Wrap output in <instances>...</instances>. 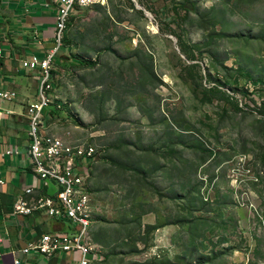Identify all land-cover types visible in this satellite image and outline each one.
<instances>
[{"label": "rangeland", "instance_id": "rangeland-1", "mask_svg": "<svg viewBox=\"0 0 264 264\" xmlns=\"http://www.w3.org/2000/svg\"><path fill=\"white\" fill-rule=\"evenodd\" d=\"M138 2L70 16L48 90L98 149L94 264H264V0Z\"/></svg>", "mask_w": 264, "mask_h": 264}, {"label": "crops", "instance_id": "crops-1", "mask_svg": "<svg viewBox=\"0 0 264 264\" xmlns=\"http://www.w3.org/2000/svg\"><path fill=\"white\" fill-rule=\"evenodd\" d=\"M57 13V0H0V46L3 48L0 82L6 87L14 88L18 93L16 100L4 104V118L0 121V151H6L10 146L19 150L17 154L0 159V179L4 180L0 184V264H14L16 258H20L24 264H75L80 258L78 251L60 252L52 256L34 250L30 253L23 252L24 247L36 242L43 233L54 230L69 231L72 226L66 220H56L42 212L32 215L15 213V202L19 196L25 194L26 188L34 186L35 195H52L58 189L54 182L46 185L42 179L37 178L30 167L29 126L21 114L29 103L35 101L30 97L37 96V86L26 78L34 72L25 70L20 65L21 59L34 54L44 58L46 51L52 48ZM55 69L54 66L53 71ZM45 79L46 77L44 81ZM32 84L36 86L35 93L32 92L33 89L29 90ZM45 84H54V77L46 79ZM48 111L46 110V114ZM47 121V118L43 120L44 132L48 126ZM49 129L47 130L50 131ZM91 184L92 180L89 188L93 207L95 196ZM95 221L94 217L92 234Z\"/></svg>", "mask_w": 264, "mask_h": 264}, {"label": "built area", "instance_id": "built-area-1", "mask_svg": "<svg viewBox=\"0 0 264 264\" xmlns=\"http://www.w3.org/2000/svg\"><path fill=\"white\" fill-rule=\"evenodd\" d=\"M58 13L56 18L54 43L46 51L44 58L38 54L20 60V65L25 70H40L41 80L38 83V99L29 103L21 114L22 119L28 123L30 145L28 149L30 167L37 178L42 179L46 185L54 182L58 189L50 194L35 195V187L26 188L25 194L18 197L15 202V213L18 215H32L45 213L56 220H66L72 230H54L43 233L36 242L22 249L25 253L31 250L43 255L52 256L60 252L78 251L80 258L75 264H92V261L101 260L103 255L98 253V244L93 235H83L82 227L89 221L81 219V212L93 209L92 200H86V181H89L88 163L97 159L98 149L92 145L78 141H70L65 137L51 131L43 133L42 140H35V120L47 118L46 110L51 105L47 100V92L54 84H44V77H53V65L57 53L64 45V40H57V32H63V22H70L69 12L75 5V0H57ZM86 4L106 5L109 0H84ZM152 16L138 0H133ZM146 2L150 0H145ZM3 57V48L0 46V58ZM18 97L14 88L6 87L0 82V121L4 118V104L13 102ZM12 113V111H8ZM19 153L18 148L10 146L6 151H0V159L7 155ZM4 180L0 179V184ZM94 218H91V220ZM92 255V256H91ZM14 264H24L16 258Z\"/></svg>", "mask_w": 264, "mask_h": 264}, {"label": "bare ground", "instance_id": "bare-ground-1", "mask_svg": "<svg viewBox=\"0 0 264 264\" xmlns=\"http://www.w3.org/2000/svg\"><path fill=\"white\" fill-rule=\"evenodd\" d=\"M75 5H78L77 7L81 6L80 9H85V8H89L91 6V4H86V2L84 0H75ZM71 13H73L72 11L69 12V19L71 16ZM69 22H63V32H57V40H64L65 37V32L68 28ZM54 67V65H53ZM49 77H46V79H48ZM46 79L44 81V84L46 82ZM54 96H52L50 93L47 92V100H51V104L54 101ZM60 107V105H59ZM43 119L40 120H35V140H42L43 137ZM88 167H90V164H88ZM91 172L93 171V167H90ZM91 172L88 174L89 178L91 177ZM87 185V183H86ZM87 188V187H86ZM87 200V197H86ZM81 219L84 221H89L90 217L88 215V212H81ZM82 234L83 235H90V229H89V222L87 224H84L82 227Z\"/></svg>", "mask_w": 264, "mask_h": 264}, {"label": "trees", "instance_id": "trees-1", "mask_svg": "<svg viewBox=\"0 0 264 264\" xmlns=\"http://www.w3.org/2000/svg\"><path fill=\"white\" fill-rule=\"evenodd\" d=\"M79 9H80L79 7H75V8H73V9H72V12H73V13H71V17H72L76 12H78L77 10H79ZM70 22H71V20H70ZM70 22H69V24H70ZM68 27H69V25H68ZM67 29H68V28H67ZM66 38H67V34H66V32H65L64 45H65V43H66V42H65ZM64 45H63V46H64ZM62 48H63V47H62ZM62 48H61V49H62ZM65 48H67L68 50H70V47H69L68 45L65 46ZM61 49H60V50H61ZM75 60H76V58L74 57L73 61H75ZM81 62H82V61H81ZM54 63H55V62H54ZM54 72H55V71H53V75H54ZM59 105H60V107H61V104H59ZM59 105H58V107H59ZM60 107H59V108H60ZM92 166H93V165H92Z\"/></svg>", "mask_w": 264, "mask_h": 264}, {"label": "water", "instance_id": "water-1", "mask_svg": "<svg viewBox=\"0 0 264 264\" xmlns=\"http://www.w3.org/2000/svg\"><path fill=\"white\" fill-rule=\"evenodd\" d=\"M137 6L139 7V5L137 4Z\"/></svg>", "mask_w": 264, "mask_h": 264}]
</instances>
